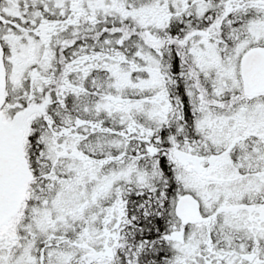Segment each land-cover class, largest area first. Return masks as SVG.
Wrapping results in <instances>:
<instances>
[{
	"label": "snow or ice",
	"instance_id": "1",
	"mask_svg": "<svg viewBox=\"0 0 264 264\" xmlns=\"http://www.w3.org/2000/svg\"><path fill=\"white\" fill-rule=\"evenodd\" d=\"M0 264H264V0H0Z\"/></svg>",
	"mask_w": 264,
	"mask_h": 264
}]
</instances>
